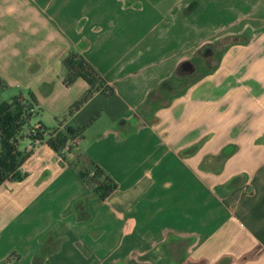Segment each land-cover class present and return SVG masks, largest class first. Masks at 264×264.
Masks as SVG:
<instances>
[{
    "label": "crops",
    "instance_id": "crops-1",
    "mask_svg": "<svg viewBox=\"0 0 264 264\" xmlns=\"http://www.w3.org/2000/svg\"><path fill=\"white\" fill-rule=\"evenodd\" d=\"M247 2L0 0V87L41 82L33 122L85 126L60 153L21 141L28 171L0 185V264H34L40 248L39 264H264V0ZM246 30L211 73L181 68H214L216 42ZM71 49L114 93L66 116L89 88L63 83ZM174 74L200 77L141 112ZM92 161L117 183L105 200L81 177Z\"/></svg>",
    "mask_w": 264,
    "mask_h": 264
},
{
    "label": "trees",
    "instance_id": "trees-1",
    "mask_svg": "<svg viewBox=\"0 0 264 264\" xmlns=\"http://www.w3.org/2000/svg\"><path fill=\"white\" fill-rule=\"evenodd\" d=\"M250 37L249 31L246 30L240 34L229 35L219 39L218 42H216L218 54L215 66L204 74L211 73L217 67L223 54L230 46L235 44H246L249 42ZM63 64L67 71L63 80L65 85H69L77 77L83 78L89 84V88L86 92L67 110L66 116H72L97 91H101L106 96L113 95V88L108 86L106 81L96 70L76 51L72 49L67 51ZM194 81L197 80L190 81L184 86L182 92L176 95H183L187 87L194 83ZM181 84L182 81L178 78L177 74H174L169 79L163 80L157 88L148 93L141 107V112L147 105L152 108L158 107L161 102L160 99L162 97L164 98V96L167 97L168 94L171 93L174 95L177 92L176 88L181 86ZM167 102H169V100ZM37 115H39V108L31 92H28L27 95H23L19 92L14 95L10 101H4L0 104V185L8 180H22L23 176L20 174L19 168L31 154L30 151L21 149V141L25 137L31 144H34V140H38L39 144L45 142L54 152L60 153L69 139L78 136L85 129V126L78 127L77 130H73L69 127L60 130L58 126L49 129L39 124L40 127L36 131V135L33 136L31 130L36 122L32 123V121ZM25 127H29V129L25 135H22V131ZM81 177L91 189L93 195L100 200H105L117 189L115 180L94 161L91 162L90 169H86L81 173ZM239 178L240 176H235L232 180H238ZM44 256V249L40 248L34 255V264H39Z\"/></svg>",
    "mask_w": 264,
    "mask_h": 264
},
{
    "label": "rangeland",
    "instance_id": "rangeland-1",
    "mask_svg": "<svg viewBox=\"0 0 264 264\" xmlns=\"http://www.w3.org/2000/svg\"><path fill=\"white\" fill-rule=\"evenodd\" d=\"M233 0H231V2H232ZM234 4H235V9L234 10H232V11H236L237 13H240V12H242V13H245L247 10H249V9H247V8H245V7H249V5H248V2H247V0H234ZM230 12V11H229ZM222 17H223V15H222ZM249 16H248V14H242L241 16H239V18H240V20L238 21V22H236V27H238V25H240V26H243L245 23H246V18H248ZM223 57V56H222ZM205 64V63H204ZM219 64V63H218ZM217 64V65H218ZM200 66V65H199ZM199 69H200V71H202V73H200V76H202V74H204V73H207V67L205 68H203L202 66L201 67H198ZM215 70V69H214ZM209 72V71H208ZM37 74H35V76H36ZM199 75V74H198ZM196 76L195 78H192L193 80H197V78H199L200 76ZM205 75V74H204ZM193 80H189V82L190 81H193ZM29 81V79L28 78H26L25 76H23V79L22 80H20V83L23 85L24 83H26V82H28ZM188 82V83H189ZM187 83V84H188ZM187 84H181V88L182 87H184L185 85H187ZM34 85H35V83H34ZM25 87V88H24ZM22 86V90H23V92L25 93V95H27V93L28 92H32V90H34V91H36L42 98L43 97H45L46 95H45V92L47 91V89H49L47 86H42L41 85V82H39V83H37L36 84V86L34 87V86H32L33 88L32 89H30V88H27V86ZM178 88L177 89V91L179 90L180 91V89L181 88ZM18 90V88H15V87H10V88H5L4 87V89H2L1 87H0V104L2 103V102H4V101H10L11 99H12V97L15 95V92ZM36 118V117H35ZM35 118H33V121L35 120ZM32 121V123H34ZM28 129H29V127H25L24 129H23V131H22V135L23 134H25L27 131H28ZM21 149H23L22 147H21ZM161 261V260H160Z\"/></svg>",
    "mask_w": 264,
    "mask_h": 264
},
{
    "label": "flooded vegetation",
    "instance_id": "flooded-vegetation-1",
    "mask_svg": "<svg viewBox=\"0 0 264 264\" xmlns=\"http://www.w3.org/2000/svg\"><path fill=\"white\" fill-rule=\"evenodd\" d=\"M192 64H193V67L188 71V73H190V74L202 73V71H200V69L198 68L199 66H197L194 63H192ZM232 182H237V180H232L231 183ZM140 257H141V259L150 262V264H169V263L156 262V260H153L154 256L150 252H145ZM225 258H227V257H225ZM243 258H244V256L242 257V259ZM185 260H186V257H184L183 258V261H181L179 264H190V263H187V261L185 262ZM229 260H230V258L228 259V261Z\"/></svg>",
    "mask_w": 264,
    "mask_h": 264
},
{
    "label": "built area",
    "instance_id": "built-area-1",
    "mask_svg": "<svg viewBox=\"0 0 264 264\" xmlns=\"http://www.w3.org/2000/svg\"><path fill=\"white\" fill-rule=\"evenodd\" d=\"M39 127H40L39 123H36V124L33 125V129L31 130V134L33 136L36 135V131L39 129ZM38 142H39L38 140H34L33 141L34 144H39ZM20 170L25 172V173H27V171H28L25 167H23V165L20 166L19 171Z\"/></svg>",
    "mask_w": 264,
    "mask_h": 264
},
{
    "label": "water",
    "instance_id": "water-1",
    "mask_svg": "<svg viewBox=\"0 0 264 264\" xmlns=\"http://www.w3.org/2000/svg\"><path fill=\"white\" fill-rule=\"evenodd\" d=\"M181 68H182L183 70H190V69L192 68V64H191V62H189V61L183 62V63L181 64ZM186 261H187V259H186ZM187 262H188V261H187ZM197 263H198V264H206L207 262H205V261H203V260H199Z\"/></svg>",
    "mask_w": 264,
    "mask_h": 264
}]
</instances>
